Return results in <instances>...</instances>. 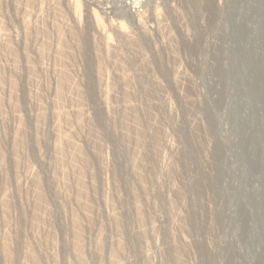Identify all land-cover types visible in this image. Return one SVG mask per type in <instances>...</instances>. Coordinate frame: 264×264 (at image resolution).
Here are the masks:
<instances>
[{"label":"rangeland","instance_id":"obj_1","mask_svg":"<svg viewBox=\"0 0 264 264\" xmlns=\"http://www.w3.org/2000/svg\"><path fill=\"white\" fill-rule=\"evenodd\" d=\"M0 10V264H264V0Z\"/></svg>","mask_w":264,"mask_h":264},{"label":"bare ground","instance_id":"obj_2","mask_svg":"<svg viewBox=\"0 0 264 264\" xmlns=\"http://www.w3.org/2000/svg\"><path fill=\"white\" fill-rule=\"evenodd\" d=\"M121 2H123V0H120ZM26 3V2H25ZM140 2H135V6L134 7H122L123 9L121 10V11H123V12H125L124 14H126V16H128L129 18H131V19H135V21L137 22L138 21V23L140 24L141 23V21H142V17H143V15H142V17H141V15H139V14H137V11H138V9H137V6L136 5H138ZM27 6V5H26ZM29 6V5H28ZM199 6H201L200 5V3H199ZM73 7H74V14H75V18L77 19V21L79 22L80 21V18H81V14H80V5H79V3H74V5H73ZM202 8V7H201ZM201 8L199 7V9L201 10ZM28 9V8H27ZM1 11V10H0ZM4 11V10H3ZM29 12V11H28ZM157 12V11H156ZM2 19V18H1ZM93 19L95 20V23H96V25L98 26V27H104V26H102V25H104L103 23H102V20H101V18L98 16V15H96L95 13H93ZM137 19V20H136ZM26 21V20H25ZM143 22V21H142ZM1 26V25H0ZM27 27V26H26ZM25 28V27H24ZM27 29H29V28H27ZM26 29V30H27ZM104 29V28H103ZM120 29H123V24H121L120 25ZM1 32H3V31H1ZM6 32V31H5ZM43 33V32H42ZM25 34H26V32H25ZM105 34V33H104ZM9 35V34H8ZM29 35V34H28ZM46 35H48V34H46ZM5 36V35H4ZM7 36V35H6ZM26 36V35H25ZM2 37V36H1ZM5 38V37H4ZM3 38V39H4ZM79 38V37H78ZM77 38V39H78ZM2 39V38H1ZM24 40V39H23ZM109 40V36H108V38H107V43L108 42H110V41H108ZM26 42V41H25ZM2 43V42H1ZM7 43V42H6ZM5 43V44H6ZM46 45V44H45ZM107 45H109V43L107 44ZM16 46V45H15ZM43 46V45H42ZM8 47V46H7ZM108 49H109V46H106ZM42 48V47H41ZM10 51V50H9ZM25 51V50H24ZM21 52V51H20ZM4 53V52H3ZM23 53V52H22ZM44 53V52H43ZM63 54V53H62ZM65 54H66V52H65ZM5 55V54H4ZM8 55V54H7ZM29 55V54H28ZM59 55V54H58ZM40 56V55H39ZM27 57V56H26ZM22 58V57H21ZM67 59V58H66ZM3 60V59H2ZM63 60H65V59H63ZM19 61V60H18ZM38 62V61H37ZM2 64V63H1ZM21 64V63H20ZM32 65V64H31ZM21 66V65H20ZM27 66V65H26ZM36 66V65H35ZM39 66V65H38ZM21 69H22V67H21ZM27 69V68H26ZM33 70V69H32ZM40 70V69H39ZM67 70V69H66ZM34 71H35V69H34ZM0 73H1V71H0ZM25 73V72H24ZM32 73V72H31ZM38 74V73H37ZM61 74V73H60ZM59 74V75H60ZM68 76V75H67ZM71 76V75H70ZM6 77V76H5ZM17 77V76H16ZM21 77V76H20ZM61 77V76H60ZM64 77V76H63ZM4 78V77H3ZM7 79V78H6ZM9 79V78H8ZM19 79V78H18ZM35 79V78H34ZM15 80V79H14ZM36 80V79H35ZM66 82H67V80H66ZM69 82V81H68ZM67 82V83H68ZM10 83V82H9ZM6 84V83H5ZM20 84V83H19ZM9 85V84H8ZM7 86V85H6ZM55 86H56V84H55ZM62 86V85H61ZM99 87V86H98ZM67 88V87H66ZM65 88V89H66ZM70 88V87H69ZM9 89V88H8ZM55 89V88H54ZM2 90V89H1ZM13 90V89H12ZM58 90V89H57ZM93 90V89H92ZM10 91H11V89H10ZM84 91V90H83ZM79 94V93H78ZM2 95V94H1ZM0 95V96H1ZM60 95V94H59ZM101 95V94H100ZM12 96V95H11ZM80 96H82V95H80ZM105 96V95H104ZM103 96V97H104ZM17 97V96H16ZM77 97V96H76ZM95 97V96H94ZM107 97V96H106ZM106 97H104V98H101L100 96H99V102H100V105H101V108H102V110H103V113H104V115H105V117L106 118H110L109 117V113H108V107H107V99H106ZM80 98V97H79ZM7 99V98H6ZM29 99V98H28ZM31 99V98H30ZM39 99V98H38ZM61 99V98H60ZM68 99V98H67ZM14 100V99H13ZM64 100V99H63ZM57 101V100H56ZM81 103V102H80ZM16 104V103H15ZM20 104V103H19ZM62 104V103H61ZM13 105V104H12ZM2 108V107H1ZM18 109V108H17ZM38 112H40V111H38ZM126 112V111H125ZM61 113V112H60ZM40 114V113H39ZM78 114V113H77ZM42 115V114H41ZM46 116V115H45ZM103 116V115H102ZM42 117V116H41ZM66 118V117H65ZM104 118V117H103ZM36 119V118H35ZM44 119H46V118H44ZM68 119V118H67ZM78 119V118H77ZM130 119V118H129ZM135 119L137 120V118L135 117ZM65 120V119H64ZM113 120V119H112ZM111 120V121H112ZM44 121V120H43ZM60 121V120H59ZM68 121V120H67ZM66 121V122H67ZM109 121V120H108ZM120 121H121V119H120ZM70 122V121H69ZM110 122V121H109ZM39 123V122H38ZM128 123V122H127ZM35 124V123H34ZM59 124V123H58ZM111 124V123H110ZM142 124V123H141ZM68 125V124H67ZM58 126V125H57ZM60 126V125H59ZM114 126V125H113ZM112 126V127H113ZM139 126V125H138ZM38 127V126H37ZM83 127V126H82ZM1 129H3V128H1ZM5 129V128H4ZM21 129V128H20ZM60 129V128H59ZM18 130V129H17ZM38 131V130H37ZM36 132V131H35ZM1 133V132H0ZM3 135V134H2ZM59 135V134H58ZM67 135V134H66ZM7 136V135H6ZM16 136V135H15ZM37 136V135H36ZM65 137V136H64ZM22 138V137H21ZM68 138V137H67ZM66 138V139H67ZM62 139V138H61ZM60 139V140H61ZM18 140V139H17ZM71 140V139H70ZM67 141H69V140H67ZM38 142H40L39 140H38ZM2 143V142H1ZM36 143H37V141H36ZM3 144V143H2ZM65 144V143H64ZM14 145V144H13ZM20 145V144H19ZM66 145V144H65ZM38 146V145H37ZM55 146V145H54ZM9 147V146H8ZM13 147V146H12ZM22 147V146H21ZM56 147V146H55ZM78 147V146H77ZM6 148V147H5ZM4 148V149H5ZM19 148V147H18ZM59 148V147H58ZM61 148V147H60ZM63 148V147H62ZM76 148V147H75ZM72 149V148H71ZM2 150V149H1ZM23 150V149H22ZM56 150V149H55ZM59 150V149H58ZM61 150H63V149H61ZM17 151V150H16ZM20 151V150H19ZM81 151V150H80ZM84 151V150H83ZM6 152V151H5ZM17 153V152H16ZM23 153H25V152H23ZM22 153V154H23ZM58 153H59V151H58ZM61 153H62V151H61ZM78 153H81V152H78ZM2 154V153H1ZM20 154V153H19ZM57 155V154H56ZM59 155V154H58ZM62 155V154H61ZM67 155H68V153H67ZM79 155H81V154H79ZM70 156V155H69ZM75 156V155H74ZM82 156V155H81ZM5 158H6V156H5ZM62 158V157H61ZM65 158H67V157H65ZM71 158V157H70ZM2 159V158H1ZM4 159V158H3ZM72 159V158H71ZM80 159V158H79ZM62 160V159H61ZM83 160V159H82ZM78 161V160H77ZM83 161H86V159H85V157H84V160ZM57 162V161H56ZM83 163H85V162H83ZM134 164V163H133ZM4 165V164H3ZM82 165V164H81ZM84 165V164H83ZM62 166H63V164H62ZM6 167V166H5ZM69 168V167H68ZM84 168V167H83ZM71 169V168H70ZM82 169V168H81ZM62 170V169H61ZM64 170V169H63ZM78 170V169H77ZM6 171V170H5ZM68 172V171H67ZM66 172V173H67ZM73 172V171H72ZM81 172V171H80ZM64 173V172H63ZM86 174V173H85ZM137 174V173H136ZM77 175V174H76ZM4 176V175H3ZM79 177V176H78ZM77 176H76V178H78ZM80 177H81V174H80ZM4 178V177H3ZM20 179V178H19ZM6 180V179H5ZM34 180H37V179H34ZM81 180V179H80ZM80 182V181H79ZM78 182V183H79ZM42 183V182H41ZM82 185H83V183H81ZM38 185H40V181H38V184H37V187L39 188H41V186H38ZM55 185V184H54ZM81 185V186H82ZM74 187V186H73ZM37 189V190H39V193L37 192V194H38V201H41V203H45V202H42L43 200H45L44 199V197L45 196H43V193L44 192H42V188L41 189ZM77 188V187H76ZM82 188V187H81ZM80 188V189H81ZM88 188V187H87ZM69 189V188H68ZM85 189V188H84ZM76 190V189H75ZM89 190V189H88ZM82 192V191H81ZM85 193H87V192H85ZM37 196V195H36ZM7 199V198H6ZM86 199V198H85ZM5 200V199H4ZM2 201H3V199H2ZM85 201V200H84ZM10 202V201H9ZM108 202V201H107ZM5 203V202H4ZM40 203V202H39ZM89 203V202H88ZM84 205V204H83ZM86 205V204H85ZM80 206V205H79ZM6 209L8 210V209H10V208H8V207H10L8 204H6ZM37 207V206H36ZM85 207V206H84ZM90 208V207H89ZM140 208V207H139ZM80 209H82V208H80ZM11 210V209H10ZM36 210V209H35ZM4 212V211H3ZM8 211H6V213H7ZM41 212V211H40ZM5 213V214H6ZM139 213V212H138ZM77 214V213H76ZM84 214V213H83ZM39 218V217H38ZM90 219V218H89ZM118 219V218H117ZM35 220H37V219H35ZM74 220H76L75 218H74ZM37 222V221H36ZM44 222H46V221H44ZM77 222V221H76ZM76 222H74V223H76ZM42 226V225H41ZM44 226V225H43ZM74 226V225H73ZM118 227V226H117ZM42 228V227H41ZM74 228V227H73ZM74 229H76V228H74ZM73 229V230H74ZM77 230V229H76ZM75 231V230H74ZM39 232V231H38ZM83 232V231H82ZM101 232V231H100ZM71 234V233H70ZM78 232H77V235H76V232H75V241H74V244H72L73 245V248H74V250L76 251V254L79 256V257H83V256H81L82 255V248H83V244L82 243H84V242H82L83 240H81L79 237L80 236H78ZM82 235V234H81ZM49 236V235H48ZM73 236V235H72ZM51 237V236H50ZM54 237V236H53ZM52 237V238H53ZM8 238V237H7ZM74 238V237H73ZM9 240V239H8ZM54 240H55V238H54ZM102 240V239H101ZM40 241H41V239H40ZM44 241V240H43ZM43 241H41V242H43ZM73 241V240H72ZM4 242H6V241H4ZM82 242V243H81ZM40 243V242H39ZM53 243V242H52ZM55 243V242H54ZM73 243V242H72ZM123 243V242H122ZM10 244V243H9ZM102 244V243H101ZM41 245V244H40ZM97 245V244H96ZM119 245V244H118ZM45 246V245H44ZM54 246V245H53ZM86 246V245H85ZM125 246V245H124ZM7 248L9 247L8 246V244H7V246H6ZM38 247V246H37ZM43 247V246H42ZM48 248V247H47ZM52 248V247H51ZM10 249V248H9ZM46 249V248H45ZM123 249V248H122ZM125 249V248H124ZM38 250V249H37ZM50 250H52V249H50ZM115 250H117V249H115ZM10 251H11V249H10ZM11 252H13V251H11ZM26 252V251H25ZM42 252V251H41ZM87 252V251H86ZM115 252V251H114ZM6 253V252H5ZM9 254H12V253H10V252H8ZM46 253V252H45ZM85 253V252H84ZM112 253V252H111ZM52 254H54V253H52ZM75 254V255H76ZM87 254V253H86ZM101 254V253H100ZM31 255H33V254H30V257H31V259H32V264H41V262L42 261H39V258L38 257H35L34 255L33 256H31ZM56 255V254H55ZM11 255H9V257H10ZM44 256V255H43ZM79 257H77V258H79ZM86 257H87V255H86ZM116 257V256H115ZM5 258V257H4ZM83 260H84V258H82ZM78 260V259H77ZM87 260V259H86ZM101 260V259H100ZM117 260V259H116ZM110 261H112V260H110ZM13 262V261H12ZM26 262V261H25ZM47 262V261H46ZM119 262V261H118ZM28 263V262H27ZM26 263V264H27ZM44 264V263H43ZM113 264V263H112Z\"/></svg>","mask_w":264,"mask_h":264}]
</instances>
